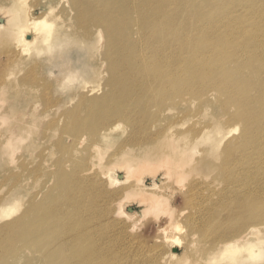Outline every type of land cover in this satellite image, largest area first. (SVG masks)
<instances>
[{
  "label": "rangeland",
  "instance_id": "rangeland-1",
  "mask_svg": "<svg viewBox=\"0 0 264 264\" xmlns=\"http://www.w3.org/2000/svg\"><path fill=\"white\" fill-rule=\"evenodd\" d=\"M25 1L32 16L44 18L54 30L70 37L50 48L41 45L39 65L32 70L15 62L11 45L0 44V212L14 201L19 204V210L0 216V238L5 237L4 225L19 218L24 210L72 194L108 209L112 216L106 224L108 229L115 226L138 235L136 239L118 235L105 238L95 233L98 254L92 253L93 264H140V252L147 258V250L150 258H155L152 250L166 229L163 222L167 215L165 209H152L139 202L137 196L127 198L130 193L126 187L142 180L148 192L165 197L169 208L180 215L179 229L168 232L179 239L173 243L180 258L178 264H200L191 259V245L206 248L207 256L216 241L229 236L233 228L243 227L244 224L236 226L241 222L242 201L248 199L246 186L240 180L249 173L247 168H228L226 151L208 150L200 139L214 123L221 126L220 136L223 132L220 146L239 136V129L225 133L239 123L233 117L237 110L233 102L221 106L229 99L219 89L226 80L216 77L219 83L214 84L212 77L204 79L200 73L208 62L207 66L219 70L213 74L221 72L228 79L233 75L239 82H254L251 78L255 72L246 68L238 73L236 69L254 54L255 64L264 60V51L258 55L252 51L254 44L248 42L250 34L261 39L255 43L264 48V0L255 5L252 0H148L150 38L167 52L170 67L154 69V53L150 52V87L139 86L135 91L145 96L134 103L123 102L120 109L116 108L118 103L104 102L112 91L120 92L126 87L119 78L112 79L109 57L113 54V58L131 64L125 59L133 56L129 47L114 49L112 41L128 39L121 38L120 29L130 32L131 39L140 36L131 33L140 27V17L135 19L138 0H77L79 7L74 6L75 0ZM12 3L13 0H0V9H11ZM79 11L83 23L78 22ZM244 49L251 51L243 54ZM128 68L119 67L121 76L127 74ZM138 71L136 67L131 69ZM6 72L12 73L8 81H14L8 93L4 92L2 80ZM16 80L23 85H15ZM243 87L240 83L236 89L241 91ZM255 94L252 90L251 95ZM88 105L96 110L95 116L104 112L108 116L103 125L99 121L96 132L86 125L96 120L88 115ZM107 126L113 130L110 138L103 136ZM167 128L180 147L185 139H197L195 150L182 166L186 175L171 182L161 175L162 170L154 174L156 168L141 164L138 167L142 170L126 182L116 181L124 172L119 165L122 158L136 160L150 152L166 150L162 135ZM145 142L153 150H136L137 144ZM235 172L233 180L231 174ZM150 183L154 185L150 187ZM252 185L260 188L259 183ZM260 197L257 202L264 200V195ZM218 198L222 202L213 204ZM120 208L128 216H118ZM194 219L201 220V224L189 226ZM29 238L18 239L14 254L0 250V264H43L40 251L28 248ZM143 245L148 249L141 250ZM209 264H224V260L213 259Z\"/></svg>",
  "mask_w": 264,
  "mask_h": 264
},
{
  "label": "bare ground",
  "instance_id": "bare-ground-1",
  "mask_svg": "<svg viewBox=\"0 0 264 264\" xmlns=\"http://www.w3.org/2000/svg\"><path fill=\"white\" fill-rule=\"evenodd\" d=\"M251 2L255 5L259 0H252ZM73 4L75 7L80 6L77 0ZM25 6V0H13L11 9H0V44L11 45L16 58L15 62L24 64L26 68L32 70L34 65L37 67L39 65L38 58L42 50L41 45L47 44L48 48L57 44L60 45L66 42L70 36L54 30L52 23L47 22L44 18L32 16ZM14 9H16V12ZM148 14L150 15L148 0H138L135 19L138 16L140 17V27L139 29H133L131 33H136L140 36L137 40L131 39L130 32H124L120 29L118 34H121V38L126 36L128 39L119 41L114 38L112 41L113 45H115L114 49H118L119 46H128L133 55L125 58L131 63L129 65L125 64L121 59L113 58V54H110V57L108 56L113 69L112 79L119 78L120 84L126 85V87L120 92L112 91L113 93L108 95L104 102L118 103L116 106L118 109L124 105L123 102L125 104L134 103L136 98L140 99L142 96H145V94L142 95V92L135 90L139 86L150 87L151 63L152 67L157 70L170 67V62L166 56L167 52L156 45L154 40L150 38V20H148ZM129 15L130 12L128 11ZM77 17L78 22L83 23L80 11ZM107 31L112 33L109 29ZM85 32H89L87 25H85ZM98 35H102L101 30L98 31ZM260 40L250 34L248 35V42L254 44L252 51H255L258 55L264 51L262 46H258L255 43ZM250 51L244 49L242 53L246 54ZM150 52L154 53L151 63ZM262 57L264 58V56ZM9 59L13 60L14 58L11 56ZM256 59L257 55L254 54L240 63L236 69L238 73H242L246 68L255 72L251 78L255 79L253 83L239 82L236 76L233 75L228 79L221 72L213 74L212 72L219 70L207 66L208 62L200 73V77L204 79H211L212 77L214 84L219 83L216 77H222L226 80L225 83L219 86V89L229 99L223 101L221 106L224 108L227 101L233 102L237 108L233 117L240 123H236L225 132H236L239 129V136L235 137L232 142H226L223 147L220 146L223 132L220 136L221 126L217 123L211 126V130L204 131L200 139L208 145V150L223 148L226 151L228 168H232L233 170L249 169V173L244 175L247 176L243 178L244 181L243 179L240 180L241 184L246 186L248 199L242 201L241 206L243 211L239 220L241 222H236V226L244 224L243 227L240 230L238 227L233 228L229 231V233L231 232L229 236L216 241L210 248L207 256L208 250L205 253L206 248L202 249L201 247L198 248L191 245L190 251L193 250L192 252L189 251L192 255L191 259L200 264H209L213 259L224 260V264H258L264 260V200L257 202L261 198L260 196L264 195V190L262 189L264 185L261 184L264 183V60L262 59L259 64H255ZM136 63L139 64L136 65ZM122 66L130 67L127 69L125 76H121L123 71L119 67ZM134 67L138 68L139 71L136 73L131 72V69ZM11 74V72H6L2 75L4 88L6 89L8 86L6 91L3 88L5 93L9 92L14 83V81H8ZM240 83L244 84L241 91L236 89ZM19 84L23 85V82L16 80L15 85ZM168 84L169 81L167 82ZM3 89L1 92H3ZM252 90L256 92L254 96L251 95ZM14 91L15 89L12 90V92ZM89 91L92 92L93 88H90ZM254 103L257 104L255 105ZM87 110L89 116L94 117L96 115V110L91 109V107ZM95 117L96 120L89 121L86 124L91 132H96L99 121L103 125L108 116H105L104 112L100 116ZM72 127L74 126L72 125ZM112 131V127L107 126L103 136L105 138L112 137L110 136ZM162 136L166 150L150 152L151 154L148 156H143L136 160H130L131 158L128 157L122 158L119 165L123 168L124 172L120 176L121 179L116 181L126 182L132 174H136L142 170V168L138 167L141 164L146 165L150 169L156 168L153 171L154 174H156V171L162 170L163 173L161 175H166L171 182H176L181 176H185L186 172L182 169V166L185 163L186 157L191 156L190 152L195 150L197 139H185L182 147H180L177 144L178 139L170 134L169 128L164 131ZM150 146L149 142L139 143L136 145V150H153L150 149ZM113 165L117 166V163ZM103 172L102 170L101 174ZM231 177L235 180L237 177L236 172L232 173ZM252 178L257 180V182L252 181ZM252 183H259L260 188L254 187ZM126 188L125 190H128L130 193L127 198L137 196V198L139 197V202H144L152 209H165L167 215V218L163 222L166 229L159 237V240H156V246L152 250L151 255L155 258H150V250H147V258H144L142 252H140V256L143 259L139 260V263L178 264L180 258H178V252L173 243L179 239L172 233L168 234V232L169 230L179 229L181 226L179 221L180 215L178 213L175 214V211L169 208V200L165 199V197L160 195L153 196L152 192H148V188L144 187L142 180ZM209 200L212 203L210 198ZM221 202L222 200L218 198L213 204ZM18 205L14 201L12 206L1 210L0 216H7L19 210ZM117 214L118 216H128L121 208L117 211ZM111 217V212L108 209L98 207L96 203L93 204V201L87 202L81 196H72L70 194L69 197H54V199H49L47 203H43L32 210H24L19 218L15 217L6 223L4 225L7 228L4 231L5 237L0 238V250L12 251L14 254L18 239L21 240L23 237L29 238V235H34L29 238L31 241H28L30 243L28 248L33 250V247H36L40 251L38 256L43 264H93L92 253L98 254V247L94 244L95 233L104 234L105 238L115 237L116 235L119 237L132 236L134 239L138 238V235L135 236L127 232L130 230H124L123 228L119 230L115 226H111L108 229L106 224L111 220ZM96 221H99V223H96ZM200 224L201 220L197 219L188 222V225L191 227ZM252 237L254 239H251ZM140 249L146 250L148 249V245H143ZM202 261L204 263H201Z\"/></svg>",
  "mask_w": 264,
  "mask_h": 264
}]
</instances>
